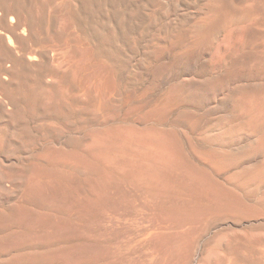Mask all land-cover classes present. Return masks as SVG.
<instances>
[{
    "label": "bare ground",
    "instance_id": "obj_1",
    "mask_svg": "<svg viewBox=\"0 0 264 264\" xmlns=\"http://www.w3.org/2000/svg\"><path fill=\"white\" fill-rule=\"evenodd\" d=\"M0 264H264V0H0Z\"/></svg>",
    "mask_w": 264,
    "mask_h": 264
}]
</instances>
